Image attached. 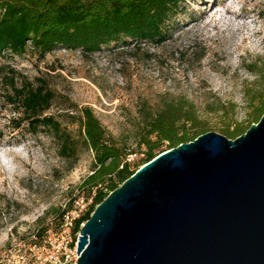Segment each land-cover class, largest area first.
I'll return each mask as SVG.
<instances>
[{
	"label": "rangeland",
	"instance_id": "rangeland-1",
	"mask_svg": "<svg viewBox=\"0 0 264 264\" xmlns=\"http://www.w3.org/2000/svg\"><path fill=\"white\" fill-rule=\"evenodd\" d=\"M171 24L159 45L127 40L94 54L57 48L45 57H0V66L14 69L19 85L27 79L51 91L45 115L74 137L81 109L91 107L108 134L135 149L129 157L135 168L146 151L135 137L143 107L157 112L186 98L206 132L224 135L252 123L264 92V0H189ZM7 92L0 88V264H21L38 231H57V214L72 199L94 198L80 187L94 156L83 151L72 166L48 130H28L23 108Z\"/></svg>",
	"mask_w": 264,
	"mask_h": 264
},
{
	"label": "water",
	"instance_id": "water-1",
	"mask_svg": "<svg viewBox=\"0 0 264 264\" xmlns=\"http://www.w3.org/2000/svg\"><path fill=\"white\" fill-rule=\"evenodd\" d=\"M77 264H264V112L142 164L81 226Z\"/></svg>",
	"mask_w": 264,
	"mask_h": 264
},
{
	"label": "trees",
	"instance_id": "trees-1",
	"mask_svg": "<svg viewBox=\"0 0 264 264\" xmlns=\"http://www.w3.org/2000/svg\"><path fill=\"white\" fill-rule=\"evenodd\" d=\"M189 0H0V57L15 58L27 54L45 57L57 48L81 50L94 54L112 44L132 40L138 44H163L175 16L184 10ZM264 74V72H263ZM5 87L11 103L24 111L23 120L31 132L43 128L59 142V154L74 166L83 151L94 156L92 173L81 188L94 191V202L80 219L87 221L95 207L110 192L119 187L142 164L167 149L194 140L206 133L195 105L186 98L166 101L157 112L143 107L135 137L139 147L145 145L144 158L132 167L129 157L136 153L126 140H119L106 132L91 107L81 109L78 117L79 136L74 137L54 116L45 115L54 95L45 86H35L27 79L20 81L14 69L0 66V88ZM255 97H253V101ZM264 112V92L254 111L253 121L246 128L237 125L225 129L224 135L235 139L257 123ZM21 121L16 122L20 127ZM2 134L0 133V136ZM77 198V197H76ZM60 213L59 222L63 214ZM59 225V224H58ZM39 236L40 238H38ZM41 241L44 236L35 235Z\"/></svg>",
	"mask_w": 264,
	"mask_h": 264
},
{
	"label": "built area",
	"instance_id": "built-area-1",
	"mask_svg": "<svg viewBox=\"0 0 264 264\" xmlns=\"http://www.w3.org/2000/svg\"><path fill=\"white\" fill-rule=\"evenodd\" d=\"M93 202V197H77L71 209L63 214L56 232L47 234L41 241L32 240L29 243L21 257V264H77L79 232L75 229Z\"/></svg>",
	"mask_w": 264,
	"mask_h": 264
},
{
	"label": "bare ground",
	"instance_id": "bare-ground-1",
	"mask_svg": "<svg viewBox=\"0 0 264 264\" xmlns=\"http://www.w3.org/2000/svg\"><path fill=\"white\" fill-rule=\"evenodd\" d=\"M252 47L255 48V45L252 44Z\"/></svg>",
	"mask_w": 264,
	"mask_h": 264
}]
</instances>
